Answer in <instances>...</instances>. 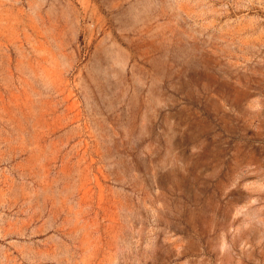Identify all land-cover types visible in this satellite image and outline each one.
I'll return each mask as SVG.
<instances>
[{"label":"rangeland","instance_id":"rangeland-1","mask_svg":"<svg viewBox=\"0 0 264 264\" xmlns=\"http://www.w3.org/2000/svg\"><path fill=\"white\" fill-rule=\"evenodd\" d=\"M0 264H264V0H0Z\"/></svg>","mask_w":264,"mask_h":264}]
</instances>
